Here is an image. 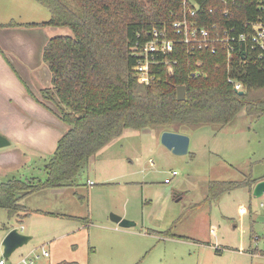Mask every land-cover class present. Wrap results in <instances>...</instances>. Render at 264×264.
Returning a JSON list of instances; mask_svg holds the SVG:
<instances>
[{"label":"rangeland","instance_id":"1","mask_svg":"<svg viewBox=\"0 0 264 264\" xmlns=\"http://www.w3.org/2000/svg\"><path fill=\"white\" fill-rule=\"evenodd\" d=\"M49 17L34 0H0L1 23ZM181 132L189 137L185 155L162 145L161 129H126L90 159L79 175L83 185L26 195L20 204L32 212L22 218L0 208V259L5 224L31 236L4 258L7 264L41 245L49 255L36 264H264V193H252L264 177V115ZM44 164L16 176L43 181ZM220 180L248 185L206 202L208 183ZM111 213L135 225L120 227Z\"/></svg>","mask_w":264,"mask_h":264},{"label":"trees","instance_id":"2","mask_svg":"<svg viewBox=\"0 0 264 264\" xmlns=\"http://www.w3.org/2000/svg\"><path fill=\"white\" fill-rule=\"evenodd\" d=\"M34 1L48 9L49 19L9 21L0 28L54 26L72 31L45 44L43 60L51 72V87L40 90L41 103H50L67 129L44 164L43 181L12 178L0 183V208L9 216L22 218L32 212L20 204L26 195L75 186L96 152L126 129L182 133L204 125H230L240 116L253 121L264 115V56L258 58L237 43L230 54L223 42L191 49L173 27L185 15L182 0ZM192 3L198 5L197 15L188 20L216 25L220 33L264 22V0H188L189 6ZM153 29L164 30L174 41L173 49L151 53L150 81L141 83L136 52L150 40ZM234 82L242 84L243 94L237 93ZM180 85L185 87L183 100L176 96ZM247 185V180L211 181L205 201Z\"/></svg>","mask_w":264,"mask_h":264},{"label":"crops","instance_id":"3","mask_svg":"<svg viewBox=\"0 0 264 264\" xmlns=\"http://www.w3.org/2000/svg\"><path fill=\"white\" fill-rule=\"evenodd\" d=\"M39 22L43 21L30 23ZM65 32L64 27L54 26L0 28V134L11 142L0 148V183L17 178V173L23 169L30 171L38 160L46 162L67 129L52 110V105L40 101H43L40 90L51 87V72L43 60L44 46L53 36L68 35ZM262 179L264 177L255 180ZM85 184L88 185L87 181ZM80 185L83 184L78 181L74 188ZM182 195L175 191L173 197L180 200ZM2 229L1 238H4L11 228L4 224Z\"/></svg>","mask_w":264,"mask_h":264},{"label":"built area","instance_id":"4","mask_svg":"<svg viewBox=\"0 0 264 264\" xmlns=\"http://www.w3.org/2000/svg\"><path fill=\"white\" fill-rule=\"evenodd\" d=\"M185 10V15L182 21L174 23L173 27L177 34L182 35V41L189 45L191 49L207 48L215 43L223 42L227 53L230 54L233 49V44L245 46L249 51L254 52L258 58L264 56V22H250L247 24V29L235 32L234 27H229L220 30L216 25L211 27L199 26L195 21L188 20V17L194 18L197 15L196 3L189 6L188 0H182ZM173 39L166 37L164 30L153 29L151 31V38L148 40L140 51L136 52L140 56V60L136 66L139 71L138 81L141 83H148L150 77L148 74V67L153 55L151 53H168L173 49ZM214 50V47H213ZM240 82H234V89L236 91L242 90ZM176 175V172H173ZM165 182H169L167 178ZM23 226H21V229ZM49 251L41 245L40 252H36V248L30 250L25 255H21L15 262L9 264H36V260L40 256L47 257ZM5 258V257H4ZM4 258L0 259V264H7Z\"/></svg>","mask_w":264,"mask_h":264},{"label":"water","instance_id":"5","mask_svg":"<svg viewBox=\"0 0 264 264\" xmlns=\"http://www.w3.org/2000/svg\"><path fill=\"white\" fill-rule=\"evenodd\" d=\"M237 93L243 94L244 91L239 90ZM176 96L177 100H183L185 98V87L183 85L177 86ZM160 142L165 148L170 150L175 155H185L189 149V137L184 133L168 130L162 131L160 135ZM10 143V140L6 136L0 134V148L7 147ZM252 193L254 196H260L264 193V179L255 183ZM110 220L118 226L124 228L135 225V222L123 218L115 213L110 214ZM30 239V235L24 234L16 228L10 229L2 240L3 257L8 258L15 249L26 244Z\"/></svg>","mask_w":264,"mask_h":264}]
</instances>
